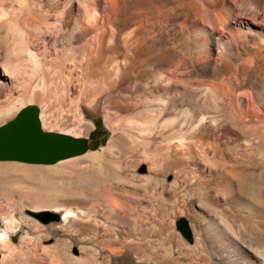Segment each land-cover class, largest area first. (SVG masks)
Here are the masks:
<instances>
[{
  "label": "bare ground",
  "instance_id": "6f19581e",
  "mask_svg": "<svg viewBox=\"0 0 264 264\" xmlns=\"http://www.w3.org/2000/svg\"><path fill=\"white\" fill-rule=\"evenodd\" d=\"M41 4L0 0V124L78 152L0 151V264H264V0H72L40 49Z\"/></svg>",
  "mask_w": 264,
  "mask_h": 264
},
{
  "label": "water",
  "instance_id": "95a60500",
  "mask_svg": "<svg viewBox=\"0 0 264 264\" xmlns=\"http://www.w3.org/2000/svg\"><path fill=\"white\" fill-rule=\"evenodd\" d=\"M25 118L24 128L16 123ZM0 151L8 157L28 161H49L59 156L78 152V148L66 139L37 129L35 114L31 108L25 109L14 120L0 127ZM44 220L56 218L49 212L42 214Z\"/></svg>",
  "mask_w": 264,
  "mask_h": 264
},
{
  "label": "rangeland",
  "instance_id": "374dc122",
  "mask_svg": "<svg viewBox=\"0 0 264 264\" xmlns=\"http://www.w3.org/2000/svg\"><path fill=\"white\" fill-rule=\"evenodd\" d=\"M62 1H64V2H62L61 5L57 6L56 4L53 3L52 0H42V1L41 0H36V2H39V4L42 3L41 4L42 9L45 12L47 11L48 14H49V16L46 17V24H41L40 27H39L40 33L41 32L42 33L39 35L40 36V40L36 41L37 42L36 45H40V46H38L40 49H42L41 47H43V42L41 40L44 41V40L48 39L47 41H49V43H54L59 38L58 34L57 35L53 34L52 37L45 39V34L50 29L49 27L52 28V26H53V28H54V26H55L54 23L56 24L60 19H62L63 17L67 16L68 9L70 8L72 0H62ZM74 1H76V0H74ZM45 8H46V10H45ZM73 12L78 14V16L81 14V11L79 12L76 9L73 10ZM127 81H128V78H127ZM34 106H36V105H34ZM36 108H38V107L36 106ZM83 108H84V111L86 110L85 111L86 117L88 119H90L91 121H93V123H94V126L92 127V129L90 131L89 137L87 139H85V144H86V149L85 150L86 151H92V152L101 150L103 147L106 146V144H107V142H108V140H109V138L111 136V132L108 129V127L106 126L102 116L99 113H94L93 114L85 106ZM17 115H15L10 120L4 122L3 125L8 123L9 121H11L12 119H14ZM3 125L0 124V127L3 126ZM43 131L45 132L46 130H43ZM251 154H252V155H250L251 160H253L254 162H258L260 160L261 156H258V155L255 156V153H251ZM0 158L1 159H7V158H3L1 156H0ZM26 162H28V161H26ZM2 204H4V202ZM45 212H49L51 214H54L57 217L56 218H52V219H48V220H44L43 217H42V214L45 213ZM35 215L43 223H48L50 221H56L57 222V221H59L61 219L60 213L51 212V211H42V212L36 213ZM180 223H185L186 228H187L186 231H184L183 228H180ZM179 228L182 230V232L184 234H188L189 227H188V223H187V221L185 219H183V220H181L179 222ZM56 234L54 235V237L50 236V238L42 239L41 243H40V246L48 248L49 250L54 248V247L58 248L60 246V240L65 238V236L67 237L68 233L65 232V231H60L59 230ZM29 236L31 237L32 234L30 233V235H28V237Z\"/></svg>",
  "mask_w": 264,
  "mask_h": 264
}]
</instances>
